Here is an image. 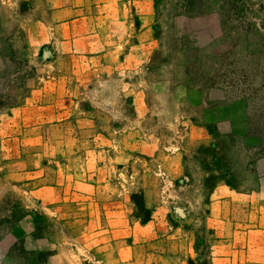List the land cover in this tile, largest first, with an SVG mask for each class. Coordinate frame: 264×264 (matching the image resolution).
<instances>
[{"label": "rangeland", "instance_id": "rangeland-1", "mask_svg": "<svg viewBox=\"0 0 264 264\" xmlns=\"http://www.w3.org/2000/svg\"><path fill=\"white\" fill-rule=\"evenodd\" d=\"M36 1L0 0V264L264 261L210 240L217 189L264 186V0H150L114 68L59 59Z\"/></svg>", "mask_w": 264, "mask_h": 264}, {"label": "crops", "instance_id": "crops-1", "mask_svg": "<svg viewBox=\"0 0 264 264\" xmlns=\"http://www.w3.org/2000/svg\"><path fill=\"white\" fill-rule=\"evenodd\" d=\"M36 2L38 3L36 9L46 15L42 18L41 27L51 28L44 34L45 39L42 44L56 41L59 59L90 58L95 60L98 67L102 60H106L107 68L115 67V58L119 54H121L122 66L126 67L131 66V60L132 65H135L136 60L140 62L145 59V30L151 24L149 15L153 10L149 8L150 0H37ZM224 190L229 194L228 196L219 194ZM215 203L219 208L226 206L235 209L232 219L225 215L226 220L221 222L225 223L229 230L223 232L220 229L210 234L211 248L217 252L219 262L231 259L227 255L228 252H264V186L255 189L253 195L247 196H239L238 192L234 196L231 190L220 187L217 189ZM236 211H240L239 217L236 216ZM248 256V261L244 263L243 260L240 263L264 264V261L254 258L250 260L251 256Z\"/></svg>", "mask_w": 264, "mask_h": 264}]
</instances>
